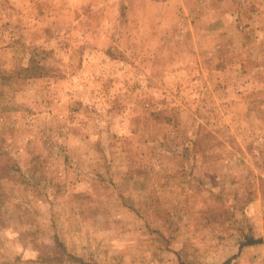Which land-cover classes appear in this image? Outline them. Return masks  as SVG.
<instances>
[{
	"label": "rangeland",
	"instance_id": "374dc122",
	"mask_svg": "<svg viewBox=\"0 0 264 264\" xmlns=\"http://www.w3.org/2000/svg\"><path fill=\"white\" fill-rule=\"evenodd\" d=\"M226 262L264 264V0H0V264Z\"/></svg>",
	"mask_w": 264,
	"mask_h": 264
},
{
	"label": "trees",
	"instance_id": "16d2710c",
	"mask_svg": "<svg viewBox=\"0 0 264 264\" xmlns=\"http://www.w3.org/2000/svg\"><path fill=\"white\" fill-rule=\"evenodd\" d=\"M259 242H260V240H256V241L251 240L248 242V244H254V243H259ZM225 264H228V262H226Z\"/></svg>",
	"mask_w": 264,
	"mask_h": 264
}]
</instances>
